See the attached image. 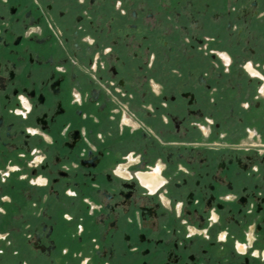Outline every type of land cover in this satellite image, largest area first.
<instances>
[{"label":"flooded vegetation","instance_id":"flooded-vegetation-1","mask_svg":"<svg viewBox=\"0 0 264 264\" xmlns=\"http://www.w3.org/2000/svg\"><path fill=\"white\" fill-rule=\"evenodd\" d=\"M0 264H264V0H0Z\"/></svg>","mask_w":264,"mask_h":264},{"label":"crops","instance_id":"crops-1","mask_svg":"<svg viewBox=\"0 0 264 264\" xmlns=\"http://www.w3.org/2000/svg\"><path fill=\"white\" fill-rule=\"evenodd\" d=\"M4 232H2L1 234H0V237H3L4 236V234H3Z\"/></svg>","mask_w":264,"mask_h":264}]
</instances>
